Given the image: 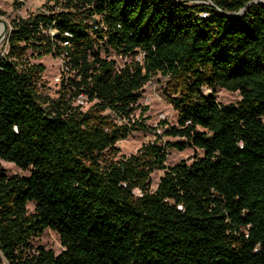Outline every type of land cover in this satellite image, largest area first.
Returning <instances> with one entry per match:
<instances>
[{
    "label": "trees",
    "instance_id": "16d2710c",
    "mask_svg": "<svg viewBox=\"0 0 264 264\" xmlns=\"http://www.w3.org/2000/svg\"><path fill=\"white\" fill-rule=\"evenodd\" d=\"M208 1L55 0L58 13L11 21L0 159L28 174L0 169V264H264V4ZM102 47L141 60L118 68ZM28 50L62 57L74 74L58 99L39 101L44 66ZM156 74L177 112L162 135L179 140L111 159L119 140L150 131L147 108L133 114ZM218 88L240 101L218 103ZM81 94L86 111L73 104ZM171 149L199 154L166 167ZM46 229L59 254L33 247Z\"/></svg>",
    "mask_w": 264,
    "mask_h": 264
},
{
    "label": "rangeland",
    "instance_id": "374dc122",
    "mask_svg": "<svg viewBox=\"0 0 264 264\" xmlns=\"http://www.w3.org/2000/svg\"><path fill=\"white\" fill-rule=\"evenodd\" d=\"M185 1L190 4H210L208 0H177ZM264 2V0H260ZM47 7L52 8L54 12H60L61 7L55 4V0H0V19H3L7 23V33L0 41V53H7L6 37L11 30V21L14 19H25L30 15L37 12H46ZM36 52L28 50L26 57L30 63L41 64L44 66V71L40 75L37 83V93L39 101H51L58 99L62 94L61 84L65 79L72 78L74 74L68 73L65 69L62 57H56L52 54L45 55L41 58L36 57ZM100 55L103 58L113 60L118 68H121L124 64L129 63L131 60H141L140 54L137 56H121L115 54L113 51L106 47L100 48ZM168 77L161 74L154 75L141 90V98L138 101L139 108L134 112V119L139 118L140 109L147 108V111L143 114L142 118L145 120L144 125L150 129V131L143 132L140 130L132 131L125 139L119 140L115 144L117 149L116 155H107L113 160L120 158L121 156H130L135 154L141 145L154 141L158 137L161 139L160 144L165 142L178 141L177 138H171L163 136L164 129L167 126H173L177 121V112L174 109L169 98L173 97L168 91ZM216 101L222 105L236 104L240 101V96L237 92H229L218 88L216 90ZM85 99V98H84ZM74 105H80L82 111H86L92 106V102L86 101L77 103ZM44 106L47 105L43 104ZM105 115L111 117L115 121L119 119L114 116L110 111H105ZM198 151L192 149H185L183 151L168 150L167 158L165 161L166 167H172L180 161H186L190 163L195 155H198ZM0 169L8 176L12 175H27L28 172L22 171L17 168L13 163L6 162L0 159ZM164 171L155 170L150 175V189L154 190L158 184L159 178L163 175ZM138 193V191H136ZM29 212L33 211V204L27 205ZM33 247L42 246L46 249L52 250L55 254H59L63 249L60 244L58 235L49 229H46L42 235L35 237L32 240ZM2 264H6L3 261Z\"/></svg>",
    "mask_w": 264,
    "mask_h": 264
},
{
    "label": "water",
    "instance_id": "95a60500",
    "mask_svg": "<svg viewBox=\"0 0 264 264\" xmlns=\"http://www.w3.org/2000/svg\"><path fill=\"white\" fill-rule=\"evenodd\" d=\"M255 3H262L264 4V2L260 1V0H255L254 1ZM244 11V9H241L239 12H238V16ZM0 24L2 25L1 27V30H0V41L4 38L5 34L7 33V23L3 20V19H0Z\"/></svg>",
    "mask_w": 264,
    "mask_h": 264
},
{
    "label": "built area",
    "instance_id": "2783aa9c",
    "mask_svg": "<svg viewBox=\"0 0 264 264\" xmlns=\"http://www.w3.org/2000/svg\"><path fill=\"white\" fill-rule=\"evenodd\" d=\"M91 27H92V29H94V30L97 29V25H96V24H91ZM51 34L53 35L54 32H52ZM84 98H85V96L81 94V95H78V96L76 97L75 101H77V103H79V102L81 103V102H83V101L86 99V98H85V99H84Z\"/></svg>",
    "mask_w": 264,
    "mask_h": 264
},
{
    "label": "bare ground",
    "instance_id": "6f19581e",
    "mask_svg": "<svg viewBox=\"0 0 264 264\" xmlns=\"http://www.w3.org/2000/svg\"><path fill=\"white\" fill-rule=\"evenodd\" d=\"M1 27H2V25L0 24V30H1Z\"/></svg>",
    "mask_w": 264,
    "mask_h": 264
}]
</instances>
